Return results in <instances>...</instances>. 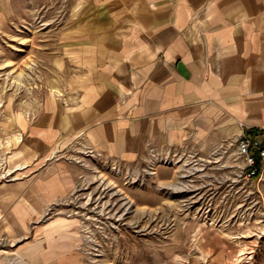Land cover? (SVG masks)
Returning <instances> with one entry per match:
<instances>
[{
  "label": "crops",
  "instance_id": "0c3cea01",
  "mask_svg": "<svg viewBox=\"0 0 264 264\" xmlns=\"http://www.w3.org/2000/svg\"><path fill=\"white\" fill-rule=\"evenodd\" d=\"M58 2L72 84L14 115L22 140L6 165L13 179L0 180L12 248L0 264L70 255L74 224L60 209L84 165L67 163L69 150L133 163L175 147L208 153L248 132L264 142V0H0V31ZM254 180L264 187V165Z\"/></svg>",
  "mask_w": 264,
  "mask_h": 264
},
{
  "label": "rangeland",
  "instance_id": "374dc122",
  "mask_svg": "<svg viewBox=\"0 0 264 264\" xmlns=\"http://www.w3.org/2000/svg\"><path fill=\"white\" fill-rule=\"evenodd\" d=\"M58 4L0 31V180L13 179L6 165L15 164L22 140L14 115L72 84L57 46L66 23L53 20L67 6ZM236 153V143L208 153L175 147L124 163L69 150L63 159L84 167L60 209L74 231L58 264H264V187L245 178ZM157 169L171 178L158 179ZM2 233L6 257L12 247Z\"/></svg>",
  "mask_w": 264,
  "mask_h": 264
},
{
  "label": "built area",
  "instance_id": "2783aa9c",
  "mask_svg": "<svg viewBox=\"0 0 264 264\" xmlns=\"http://www.w3.org/2000/svg\"><path fill=\"white\" fill-rule=\"evenodd\" d=\"M236 151L243 158L245 178L251 180L258 178L264 165V142L259 144L254 139L242 135L236 142ZM253 151L256 152L259 162Z\"/></svg>",
  "mask_w": 264,
  "mask_h": 264
},
{
  "label": "trees",
  "instance_id": "16d2710c",
  "mask_svg": "<svg viewBox=\"0 0 264 264\" xmlns=\"http://www.w3.org/2000/svg\"><path fill=\"white\" fill-rule=\"evenodd\" d=\"M247 134H248L247 136L249 137V135H251V132H248ZM253 153H254L253 155H254V156H255V158L257 159V162H259V161H258V160H259V158H258V156H257L256 152H255V151H253Z\"/></svg>",
  "mask_w": 264,
  "mask_h": 264
},
{
  "label": "bare ground",
  "instance_id": "6f19581e",
  "mask_svg": "<svg viewBox=\"0 0 264 264\" xmlns=\"http://www.w3.org/2000/svg\"><path fill=\"white\" fill-rule=\"evenodd\" d=\"M2 176V175H1ZM149 249H147V251H148ZM170 264V263H169Z\"/></svg>",
  "mask_w": 264,
  "mask_h": 264
}]
</instances>
